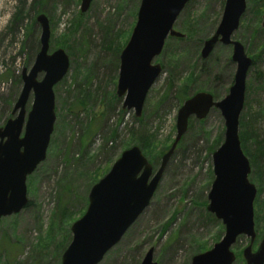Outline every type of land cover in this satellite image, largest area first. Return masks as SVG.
I'll return each instance as SVG.
<instances>
[{"label": "rangeland", "instance_id": "374dc122", "mask_svg": "<svg viewBox=\"0 0 264 264\" xmlns=\"http://www.w3.org/2000/svg\"><path fill=\"white\" fill-rule=\"evenodd\" d=\"M224 1L190 0L185 6L174 23V30L185 38H167L154 59L162 74L137 119L132 110H122L116 84L119 55L135 25L140 0H92L84 14L80 0H0V128L14 118L21 72L31 69L39 49L36 16L43 14L49 22L48 54L61 49L69 61L66 75L53 87L55 121L46 159L26 180L28 204L0 221V264H60L71 240L70 227L87 208L90 188L120 154L141 143L150 157L163 150L160 163L174 141L182 103L201 92L216 101L228 94L235 72L231 47L217 44L206 59L200 57L203 42L220 21ZM263 14L264 0H246V11L231 37L252 60L238 136L241 122L245 135L257 136L242 143L239 137L250 166L247 179L256 188L253 252L264 237V154L255 153L264 151ZM31 101L32 95L26 112ZM223 139L224 120L218 110L200 121L189 119L149 206L100 264H140L149 249L156 264H190L193 256L221 240L224 226L206 208L214 179L212 153ZM248 244L245 236L236 239L233 264H245L242 251Z\"/></svg>", "mask_w": 264, "mask_h": 264}, {"label": "water", "instance_id": "95a60500", "mask_svg": "<svg viewBox=\"0 0 264 264\" xmlns=\"http://www.w3.org/2000/svg\"><path fill=\"white\" fill-rule=\"evenodd\" d=\"M190 0H140L136 22L119 55L116 96L122 110L142 115L146 96L162 74L153 64L167 38L183 39L174 23ZM92 0H80V13L88 11ZM246 11V0H225L220 21L213 35L203 42L200 57L206 59L217 44L230 46L235 64L233 83L219 101L208 93H196L177 111L176 135L158 168L133 146L123 151L107 174L94 184L87 195L84 214L70 227L71 240L62 253L60 264H100L105 255L122 239L127 230L149 206L175 148L187 131L190 118L205 119L218 110L224 120L223 143L212 153L214 179L207 195V212L224 226L221 240L204 253L192 257L190 264H233L232 245L240 236L249 239L242 251L245 264H264V237L255 252L253 201L256 188L248 181L250 166L238 136L239 116L243 109L245 80L252 60L243 46L231 39ZM39 49L33 65L21 72L22 87L13 106V119L0 128V221L20 213L28 204L26 180L46 159L55 121L53 87L66 75L69 61L63 50L48 54L50 27L39 14ZM264 28V14L261 17ZM43 74L41 80L38 75ZM32 95L28 112L25 107ZM149 249L140 264H156Z\"/></svg>", "mask_w": 264, "mask_h": 264}, {"label": "trees", "instance_id": "16d2710c", "mask_svg": "<svg viewBox=\"0 0 264 264\" xmlns=\"http://www.w3.org/2000/svg\"><path fill=\"white\" fill-rule=\"evenodd\" d=\"M42 2V1H41ZM41 2H39L38 3V5H41L42 3ZM184 39V38H183ZM179 40H182V39H179ZM215 98V97H214ZM142 120H138V122H141ZM241 127L243 128V131L242 132H240L239 133V137H240V141H241V143H242V141H244L245 139L248 141L249 139H256L257 138V136H256V134L254 133V132H251L250 134H247L246 133V135H245V123H243V122H241ZM85 135V134H84ZM251 137V138H250ZM85 138H86V136H85ZM256 142V141H255ZM258 142V144H261L260 142L261 141H257ZM139 147H140V149L142 150V153L143 152H145V149H144V145L143 144H141V143H136ZM257 144V143H256ZM178 145V144H177ZM261 146V145H260ZM159 153L158 154H156V155H153V157H150V156H147V155H145L144 153V156L146 157V159L150 162V164L152 165V166H158V164H159V162H158V159H159V157L162 155V153H163V150L161 149L160 151H158ZM264 151H262L260 148L259 149H257L256 150V154L258 155V156H260V155H263L264 153H263ZM255 158V157H254Z\"/></svg>", "mask_w": 264, "mask_h": 264}]
</instances>
